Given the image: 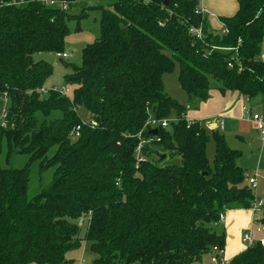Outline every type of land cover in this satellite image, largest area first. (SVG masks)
I'll use <instances>...</instances> for the list:
<instances>
[{"label": "trees", "instance_id": "1", "mask_svg": "<svg viewBox=\"0 0 264 264\" xmlns=\"http://www.w3.org/2000/svg\"><path fill=\"white\" fill-rule=\"evenodd\" d=\"M76 1L0 0V97H8L0 155L4 145L7 158L29 156L22 168L0 166V264H66L82 239L96 255L93 264H195L220 256V215L248 209L256 198L237 164L241 152L185 115L213 86L248 99L264 93V0H237L236 12L219 20L225 34L195 12L196 0L101 6L98 39L64 76L71 95L50 90L44 97L39 89L52 67L33 54L62 53L67 22L85 14L70 15L61 4ZM190 28H201L202 39ZM175 63L189 109L164 89L163 75ZM79 107L88 112L86 121ZM172 113L176 121L152 134L149 118ZM148 138L137 164L136 147ZM32 162L41 173L54 171L28 198ZM82 216L88 224L81 239L74 221ZM228 264H264V249L247 246Z\"/></svg>", "mask_w": 264, "mask_h": 264}, {"label": "crops", "instance_id": "2", "mask_svg": "<svg viewBox=\"0 0 264 264\" xmlns=\"http://www.w3.org/2000/svg\"><path fill=\"white\" fill-rule=\"evenodd\" d=\"M196 2L197 7L207 13L211 29L220 32L223 28L219 21L220 18L232 16L238 8L237 0H196ZM259 59L264 62V38ZM177 96L173 98L180 100L184 97L185 104H188L186 93L184 96L180 94ZM263 97L264 93L261 96L258 94L248 99L238 91H226L221 94L216 86H213L209 91V98L200 103L197 109H189L185 117L188 121L201 123L210 137L213 132L222 134L224 138L226 137V143L230 148L241 152L237 164L245 169L247 174L257 176V184L252 191L256 199L264 201V138L262 140L255 123L249 116L257 113L264 118ZM220 122H222V126H220ZM259 217L248 209L225 211L220 222L225 233V246L222 253L225 261H230L247 247L242 243V234L255 225H261ZM255 220H257L256 223ZM255 229L252 230L255 231ZM256 233L254 232V236Z\"/></svg>", "mask_w": 264, "mask_h": 264}, {"label": "rangeland", "instance_id": "3", "mask_svg": "<svg viewBox=\"0 0 264 264\" xmlns=\"http://www.w3.org/2000/svg\"><path fill=\"white\" fill-rule=\"evenodd\" d=\"M116 1L118 0H80L71 3L69 6H66L64 10H67V12L70 15L79 16L85 14V16L79 18L78 20L80 29L76 28V24L78 22L77 20H70L67 22V25L69 27V33L64 38L62 53L37 52L33 54V59L35 61L37 60L46 61L52 67L51 75L45 80L42 88L39 89V91L43 94L44 97L47 96L50 90L53 91V88H61V87L68 89L66 95L68 96L71 95L73 85L66 84L64 81V76L72 71L71 65H77V66L80 65L81 49L85 45L93 43L98 39L99 20L101 17V6L107 7ZM217 32L220 31L217 30ZM63 53L67 54V57H62ZM178 72H179V66L178 63H175L173 70L170 73H166L165 75H163L162 78L165 91L172 97H178L177 95L179 94L181 96L185 95L184 91L179 87ZM261 95H263V93L259 94V96ZM181 99L180 100L177 99V101L178 102L180 101L179 103L186 105L184 102L185 101L184 97H182ZM7 106H8V97L7 96L0 97V113L1 110L3 108L6 109ZM190 110H194V109H190ZM57 114L58 112H55V115ZM77 114L83 121L87 120L88 112L83 107L78 108ZM169 119H172V121H174L176 119L175 113H172ZM230 141L229 143H232ZM158 150L159 152H162L161 149ZM206 152H207V158L211 163L214 155V142L212 141V139H210L207 144ZM28 159L29 156L27 154H16V153L11 154L7 158L6 148L3 145V149L0 155V166L4 168H22L27 165ZM29 168H30V175H29L27 197L31 198L35 194H37L42 187L49 184L52 178L54 168H49L47 171L41 173L39 171L38 162L30 163ZM261 214H262V209H261V213L256 215L260 216ZM261 217L262 216H260L259 219ZM74 222L77 223V225L80 228L79 238L82 239L88 224V219L82 216L78 220H75ZM256 222L257 220H255V223ZM220 227L221 225H219V228ZM256 227L257 225H255L251 229H255ZM259 234L256 233L255 237H259L260 236ZM95 258L96 255L90 250L89 242L82 239L80 247L78 249H74L66 254L65 262H67L66 264H93V260ZM201 262H209V256H204L202 261L196 262L195 264H202Z\"/></svg>", "mask_w": 264, "mask_h": 264}, {"label": "built area", "instance_id": "4", "mask_svg": "<svg viewBox=\"0 0 264 264\" xmlns=\"http://www.w3.org/2000/svg\"><path fill=\"white\" fill-rule=\"evenodd\" d=\"M1 4V2H0ZM48 4L54 6L57 5V3L55 1H49ZM61 8L65 9L66 5L65 4H61ZM196 13H199L201 15H205L207 16V13L205 12V10H203L202 8H196ZM190 33L192 35L195 36V38L197 39H202V32H201V28H190ZM221 33L225 34L227 33V29L226 28H222ZM62 57H67V54L63 53ZM228 67H232V63H228ZM53 91H56L58 93H60L61 95H66L68 89L61 87V88H53ZM187 109H189V106H186ZM246 112H248L246 110ZM6 115V109H2L1 113H0V125L4 126L3 123V119ZM251 117V120L255 123L256 128L258 129L261 138L263 140L264 138V118L263 116H261L260 114L254 113L249 115ZM172 120L170 119H161V120H156L153 118H149V120L147 121L146 125L151 127V130L154 128H158V127H162V128H166L169 126L170 122ZM91 124L94 126L95 122H91ZM220 126H222V122H220ZM79 134L75 133L74 137H77ZM152 140V138H148V139H141L139 144L136 147V163H140L144 160L143 154H142V148L144 146V144L149 143ZM159 139H157L158 141ZM246 182L247 184L251 187V189H255L256 184H257V176L256 175H247L246 177ZM264 207V201L262 199H255L254 201L251 202L250 207L248 208V210H250L253 214H260L261 213V209ZM263 212V209H262ZM262 216V214L260 215ZM223 219V215H220V221ZM254 232L257 233H261V235L259 237H255L254 236ZM242 243L246 246H251L255 243H258L263 249H264V226L259 225L256 227L255 231H253L251 228L248 230H246L243 234H242ZM220 256H217L215 254H212L209 257V262L207 264H228V261H225L222 256H221V251L219 252Z\"/></svg>", "mask_w": 264, "mask_h": 264}, {"label": "water", "instance_id": "5", "mask_svg": "<svg viewBox=\"0 0 264 264\" xmlns=\"http://www.w3.org/2000/svg\"><path fill=\"white\" fill-rule=\"evenodd\" d=\"M151 133H152V134H156V130H155V129L152 130Z\"/></svg>", "mask_w": 264, "mask_h": 264}, {"label": "bare ground", "instance_id": "6", "mask_svg": "<svg viewBox=\"0 0 264 264\" xmlns=\"http://www.w3.org/2000/svg\"><path fill=\"white\" fill-rule=\"evenodd\" d=\"M229 262V261H228Z\"/></svg>", "mask_w": 264, "mask_h": 264}]
</instances>
